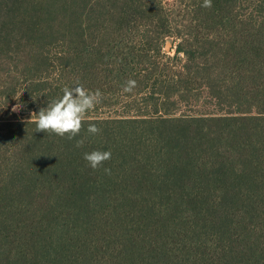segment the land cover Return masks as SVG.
<instances>
[{"label": "trees", "instance_id": "1", "mask_svg": "<svg viewBox=\"0 0 264 264\" xmlns=\"http://www.w3.org/2000/svg\"><path fill=\"white\" fill-rule=\"evenodd\" d=\"M174 1L186 22L176 33L180 55L172 65L153 57L171 28L182 27L166 0H52L51 19L27 30L36 41L21 43L25 55L34 51V65L57 75L56 97L78 82L100 90L97 105L128 97L127 105L154 110L144 118L85 117L71 140L2 121L5 190L82 200L86 207L106 202L91 215L110 230L88 241L97 223L90 234L80 224L73 239L64 220L29 214L15 230H0L3 254L11 248L25 258L20 264H264V0H211V7ZM128 80L135 86L124 92ZM176 93L211 99L195 113H158L159 95L169 100ZM121 122L147 125L129 132L116 128ZM89 124L101 131L90 134ZM132 139L131 151L142 147V156H115ZM3 142L15 147L3 151ZM93 150H110L111 159L93 170L84 159ZM128 203L134 211L124 209ZM63 236L59 259L54 241Z\"/></svg>", "mask_w": 264, "mask_h": 264}, {"label": "rangeland", "instance_id": "2", "mask_svg": "<svg viewBox=\"0 0 264 264\" xmlns=\"http://www.w3.org/2000/svg\"><path fill=\"white\" fill-rule=\"evenodd\" d=\"M166 1L171 3L170 8L172 9L173 15H175V19H179L182 27L171 28L173 34L168 35L164 40L162 52L153 55V57L159 56L163 61H166L169 65H172L178 60V56L180 55L179 52L176 51V47L181 39V36H177L176 33H178L180 29H185L183 22H186V20L183 19L186 17L183 15V12H181L179 1ZM53 9L54 6L52 5V0H0V13L2 14L0 15V124L2 121L5 123L9 121H17V123L22 121L26 123L24 127L29 129V131L31 130L30 133L35 132L36 125L34 123H27V121L31 119V114L33 112L38 113L41 107H46L48 100L62 96L60 95L56 97L53 93H51L53 92L52 86L56 84L58 80V77H56L57 75L54 74V71L53 73L48 74L49 72L47 73L44 68L40 67V65L36 67L37 65H34L35 63L33 62L35 52L32 51L30 54L25 55L26 51L23 50V45L21 44H34L36 40L27 34V30H29L34 25L45 23L44 20H47L48 22L52 17L50 13ZM24 55L27 58L28 63L31 64L30 66L28 65L25 67V64H23L21 58ZM207 90L208 89H205L206 92ZM162 98L163 97L159 95L158 105L160 112L158 113L165 112L167 114L195 113L196 111H202L204 110V106H200L199 103L203 104L211 99L209 95L202 96L199 99L192 96L189 99L184 98L182 94L179 93L174 94L169 100ZM128 100V97H121V99H119L115 104H107L105 106L96 104L93 109L89 110L85 114V117L108 116L115 117L117 119L131 117L144 118L147 116L149 117L151 112H153L152 110H154L153 106H142L141 108H138V106L133 104L127 105V103L130 102V100ZM17 105H20V107L14 112L13 108ZM143 105H145V103ZM122 123L124 122H121L120 125H116V128L121 131L128 130L129 132H133L132 130L135 129L134 127L142 126L140 124L138 125L137 123H133L137 125H133L130 122L125 124ZM144 125L145 126H142V129H145L147 124ZM167 126L173 125L166 124V127ZM10 128L13 130L16 128L18 129L17 132H19L18 125H12L9 127V129ZM4 132L5 130H3L2 133ZM146 133L152 132L147 130ZM101 134H106V132H102ZM135 138L139 140L140 135L137 136V134H134L133 139ZM133 139L126 140L129 142L124 145L123 149L118 147L116 150L118 153L115 154V156L118 157L120 154H124L129 161H132V158H136L134 155L141 157L142 153L140 150H142V147L136 146L137 148L134 150V152L131 151L132 144H130V141L132 143ZM20 141H22V139H20L18 142ZM13 143L14 142H3L1 145L3 147L2 150L4 151L6 148L15 147ZM130 151L133 153L132 158L127 154ZM6 158V155H0V159L4 160ZM120 161H122V159H120ZM0 188H2V190L0 189V230L2 231H5L7 228L15 230V228L19 226V224H21L29 214L34 215V213L40 214L43 212L41 214L45 215L46 219L52 220L55 224L63 220L67 224L69 223L66 227V235H70L73 237V239H77L81 235L75 233L73 231V227L76 225L79 227L80 224H84L86 227H88L94 221L97 223L95 216L102 207H105L104 205L106 204V202L103 203V201H98L95 203L94 207H86L85 201L77 199L53 200L49 199L50 197L46 193L44 197L41 198L35 196L32 197L28 193H12L5 190L6 185L2 182L0 183ZM154 200H156V204L160 203L161 205L166 202L165 198H157ZM78 208L87 210L81 215H76L77 213L75 214V212L78 211ZM124 209L128 211H134V206H132V203H128ZM92 211L93 213H96L94 214V217L91 215ZM68 214L71 215L68 216ZM104 221L101 222L102 225L97 223L95 234H90L92 228L88 227L85 229V232L90 234L87 238L88 241H92L94 238L96 242L97 237H104L103 235L105 233H109V226H105L106 221ZM64 237L65 236H63L61 240L58 239L54 241L55 246H58L56 249L61 251L56 254L57 258L59 259L64 255V250H62L59 244ZM173 239L174 237L170 235L169 241ZM63 243L65 245H69L70 241H63ZM100 243H105V245H107L109 242L106 240L103 241L101 239ZM10 247H12V245ZM12 249L17 250L15 248ZM6 250L7 253L3 254L0 247V252L2 253H0V264H9L6 263L8 258L12 260L11 264H20L24 262L25 258L21 254L18 258H15V251L11 250V248H7ZM68 252L70 253V250H68ZM101 255H103V252H101ZM56 264H60V261Z\"/></svg>", "mask_w": 264, "mask_h": 264}, {"label": "clouds", "instance_id": "3", "mask_svg": "<svg viewBox=\"0 0 264 264\" xmlns=\"http://www.w3.org/2000/svg\"><path fill=\"white\" fill-rule=\"evenodd\" d=\"M211 6V0H204L203 7ZM134 86L135 81L128 80L123 91L131 92ZM62 93V96L48 100L47 106L41 107L38 113L33 112L27 123H34L36 132L54 133L61 137L67 136L71 140L81 132L85 114L100 102L102 93L99 89L94 92L89 91L78 82L71 87L65 86ZM19 107L20 105H17L13 111H17ZM87 131L95 135L101 130L95 124H89ZM83 144V139L76 141V147H81ZM84 159L95 170L111 159V151L93 150L86 152ZM105 171L110 172V169L106 168Z\"/></svg>", "mask_w": 264, "mask_h": 264}]
</instances>
